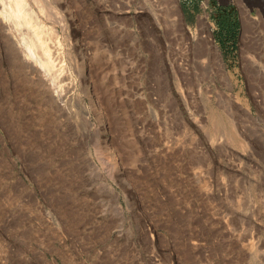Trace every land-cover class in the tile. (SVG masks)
Masks as SVG:
<instances>
[{"label": "rangeland", "instance_id": "obj_1", "mask_svg": "<svg viewBox=\"0 0 264 264\" xmlns=\"http://www.w3.org/2000/svg\"><path fill=\"white\" fill-rule=\"evenodd\" d=\"M45 1L74 83L0 24V264H264V0Z\"/></svg>", "mask_w": 264, "mask_h": 264}, {"label": "bare ground", "instance_id": "obj_2", "mask_svg": "<svg viewBox=\"0 0 264 264\" xmlns=\"http://www.w3.org/2000/svg\"><path fill=\"white\" fill-rule=\"evenodd\" d=\"M166 1L168 2L167 5L170 8L171 12L176 14L177 4L175 0ZM35 6H37V11H40V13H42L45 10L44 8L47 7V3L45 0H0V24L5 27V37L13 46L14 53L20 64L23 67L31 69L36 67L37 72L35 73V76L37 77V79L47 84L50 83L49 86L55 85L56 90L51 93V96L56 100V103L59 107L65 108V106L67 105V100L63 99L64 94L62 93V89L60 88L61 85H63L67 90L69 85L74 83V79L72 81L68 80L70 78V72L67 67H64V64L61 63L63 57L60 51L61 43L59 39H57V31H59L58 27H61L62 30L66 33L64 38L67 39V25L64 23L62 18H56L54 19V23L56 22V25L53 24L50 27L46 26L41 18L39 19L37 17L34 10ZM49 6V12L51 13L46 15L48 17H55L56 15H54L55 12H53V6ZM240 14L242 24L245 25L247 23L248 14L246 9L242 8ZM181 20L182 19L179 15H174L173 21L175 24L178 23L182 26ZM202 42L205 43V48L208 51H211L213 49L211 47L208 35L205 36ZM214 49L218 51L216 47ZM218 66L219 70H223L221 59H219L218 61ZM89 68L90 67H88L87 65L86 67H84V71L88 76L91 75L89 73ZM93 90L94 88H89V93L92 96L94 94ZM100 104L97 102L94 104L98 113L102 112Z\"/></svg>", "mask_w": 264, "mask_h": 264}]
</instances>
